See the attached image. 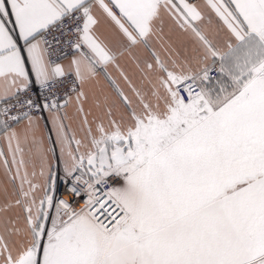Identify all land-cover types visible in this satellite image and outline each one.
<instances>
[{
	"label": "snow or ice",
	"instance_id": "1",
	"mask_svg": "<svg viewBox=\"0 0 264 264\" xmlns=\"http://www.w3.org/2000/svg\"><path fill=\"white\" fill-rule=\"evenodd\" d=\"M0 81V264H264V0H0Z\"/></svg>",
	"mask_w": 264,
	"mask_h": 264
},
{
	"label": "crops",
	"instance_id": "2",
	"mask_svg": "<svg viewBox=\"0 0 264 264\" xmlns=\"http://www.w3.org/2000/svg\"><path fill=\"white\" fill-rule=\"evenodd\" d=\"M197 3L201 4L203 6L204 0H196ZM101 32L106 31V26L104 23L101 24L100 27ZM168 31V23L165 24V32ZM175 45L177 47L180 46V41L182 37L179 33H173L170 37ZM74 53L68 57L62 58L57 61V63H60L67 67L70 63V60ZM119 63L121 67L125 70V72L129 75L130 79L133 81L134 84L139 86L140 81V73L136 71L134 65L129 61L127 58H122L119 60ZM109 71L112 73L113 77L116 79L117 83L120 85V87L125 91V93L129 96L130 99L135 102V96L132 93L131 89L128 87L127 83L120 77L119 72L116 71L115 68L110 67ZM99 83H97L95 80L89 82L85 86V91L89 95V99L84 102V110L86 113H88V120L91 123L93 121L94 117H100L103 114V109H97L95 105L93 104V94H95L97 97H101V93L107 94L109 97V103L113 105L114 113L117 115L119 113L125 112V109L123 105L120 103L118 97L116 94L112 91L111 87L102 79L98 78ZM4 87V84L2 81H0V89ZM67 113V119L65 120V123L72 129L73 132L76 133L78 137H82L84 135V132L82 130V117L81 114L77 111V107L75 103H70L68 107L64 110ZM45 117H47V113L44 114ZM26 122H22L20 125L17 126L18 130H22L25 126ZM52 126L50 123H48L45 127H41L37 131V135L42 138H47L49 134H51ZM53 139H55L54 134L52 136ZM24 161H25V169L29 172V174L33 171L34 167L37 172H39V164L36 158L29 154V146L24 145ZM0 151H3L5 155L8 157L9 161H11V156L8 153V146L7 142L4 141L2 138H0ZM57 157L59 156V148H57L56 151ZM19 159V157H18ZM24 169L21 170V173L23 174ZM13 172H15V169H13ZM19 182L17 181L15 185L10 182L8 175L3 167L2 158H0V208H2L3 204L6 203L10 199H15V193L14 188H18ZM19 212L18 208H13L7 213L0 212V217L3 215L8 216H14Z\"/></svg>",
	"mask_w": 264,
	"mask_h": 264
},
{
	"label": "built area",
	"instance_id": "3",
	"mask_svg": "<svg viewBox=\"0 0 264 264\" xmlns=\"http://www.w3.org/2000/svg\"><path fill=\"white\" fill-rule=\"evenodd\" d=\"M61 51L63 52V55L60 56L57 52H53V56H52V59H54L56 62L62 58H65V57H68L70 55L73 54V51L71 50L70 47H65V46H61ZM69 79H71V77H69ZM64 90L62 89V92ZM71 95H74V94H71ZM63 186H61V192H63Z\"/></svg>",
	"mask_w": 264,
	"mask_h": 264
}]
</instances>
